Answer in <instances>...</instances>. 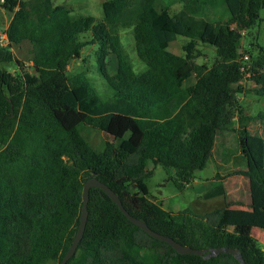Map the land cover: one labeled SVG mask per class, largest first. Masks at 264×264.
Instances as JSON below:
<instances>
[{"label": "trees", "instance_id": "16d2710c", "mask_svg": "<svg viewBox=\"0 0 264 264\" xmlns=\"http://www.w3.org/2000/svg\"><path fill=\"white\" fill-rule=\"evenodd\" d=\"M1 1L12 17L4 28L8 44L0 46V264H58L75 236L83 184L92 176L155 232L195 249L237 248L246 264H264L250 225L225 227L230 202L203 214L188 207L171 212L148 197L146 185L161 165L185 188L212 158L219 133L242 113L233 87L245 73L239 49L260 20L264 0H177V12L162 0H104L101 21L73 17L51 0ZM207 11L214 16L210 67L193 55ZM128 27L145 65L138 73L120 39ZM178 36L188 39L183 55L168 50ZM23 43L30 46L31 68L10 71L6 64L20 63L11 48ZM89 44L97 46L110 97L102 98L83 72L68 74ZM111 54L117 60L112 74L105 65ZM192 74L195 82L185 85ZM250 77L264 96L263 50ZM240 124L244 168L235 174L248 180L252 213L264 217V138ZM83 126L101 132L100 150ZM217 196L225 199L221 184L204 194ZM87 210L83 236L66 264H239L229 253L208 259L177 253L130 222L98 188L89 189ZM79 249L89 253L82 263Z\"/></svg>", "mask_w": 264, "mask_h": 264}, {"label": "rangeland", "instance_id": "374dc122", "mask_svg": "<svg viewBox=\"0 0 264 264\" xmlns=\"http://www.w3.org/2000/svg\"><path fill=\"white\" fill-rule=\"evenodd\" d=\"M53 5H64L70 11L71 16H93L96 21L103 18L102 2L104 0H51ZM172 12H177L181 4L177 0H162ZM12 17V13L2 6L0 0V29L5 28ZM260 20L258 23L245 33L242 38L239 52L242 56L248 55L245 63L244 78L233 87L237 91L238 104L242 108V113L234 116L229 131L219 133L212 158L204 168L194 172V178L185 188H178L172 178L174 170L157 165L153 175L147 179L146 185L149 191L148 197L167 211L176 212L183 208H190L194 212L203 214L215 207H221L226 201L231 204L227 207L224 216L225 227L232 230L237 224H248L254 238L264 248V217L253 214L249 208L250 195L248 180L235 172L244 168V162L239 154L238 137L236 130L239 126H245L251 134L259 135L264 138V119L259 118V114L264 112V96L256 92L257 85L250 77L252 62L256 60L261 50L264 51V8L259 11ZM206 23L204 35L197 40L193 55L197 64L210 67L215 58V35L211 26L214 16L211 12L206 13ZM88 35L87 33L83 34ZM122 46L127 51L135 72H141L145 65L141 62L134 52V42L131 27L120 31ZM188 39L178 36L171 42L168 50L174 54L183 55ZM15 57L20 61L18 64H6L4 67L10 71H15L19 66L23 69L31 68L30 46L23 43L20 46H12ZM97 46L89 44L82 49L81 57L72 60L68 65L69 76L83 72L90 78L91 84L102 98L111 96V90L106 85L104 79L98 72L96 61ZM251 57V58H250ZM18 61V62H19ZM107 71L112 74L117 69V60L114 55H107L105 58ZM248 70V71H247ZM195 82L194 74L185 82L191 85ZM240 116V118H239ZM90 123V122H89ZM81 131L90 140L91 144L98 150L102 148L103 138L100 131L83 126ZM221 184L225 191L224 196L205 198L204 194ZM89 253L84 249L77 251L76 260L82 263ZM54 264V263H50Z\"/></svg>", "mask_w": 264, "mask_h": 264}, {"label": "water", "instance_id": "95a60500", "mask_svg": "<svg viewBox=\"0 0 264 264\" xmlns=\"http://www.w3.org/2000/svg\"><path fill=\"white\" fill-rule=\"evenodd\" d=\"M98 188L102 192H104L111 200L114 202L120 211L126 216V218L138 226L141 230H143L145 233L150 235L151 237L158 239L160 241L166 242L169 244L177 253L179 254H195L198 256H202L204 259H208L210 257L217 256L220 253H229L231 254L238 262L239 264H246L240 251L237 248H229V247H217V248H207V249H195L191 248L188 245H184L179 243L178 241L174 240L173 238L169 236H165L163 234L157 233L151 228L148 227V225L143 222L142 220L130 215L126 209L123 207L121 200L119 199L118 195L114 193L112 189H110L106 184L98 180L96 177L92 176L88 178L84 184L82 189V205L80 210V216H79V224L78 228L76 230L75 236L60 260L58 264H66L67 261L73 257L75 254L77 247L79 245V242L81 241V238L83 236V232L85 229L87 216H88V210H87V204L89 200V189L90 188Z\"/></svg>", "mask_w": 264, "mask_h": 264}, {"label": "built area", "instance_id": "2783aa9c", "mask_svg": "<svg viewBox=\"0 0 264 264\" xmlns=\"http://www.w3.org/2000/svg\"><path fill=\"white\" fill-rule=\"evenodd\" d=\"M7 44H8V38H7V35L5 33V29L1 28L0 29V46L6 47ZM247 59H248V55L246 54L243 56V60L247 61Z\"/></svg>", "mask_w": 264, "mask_h": 264}]
</instances>
